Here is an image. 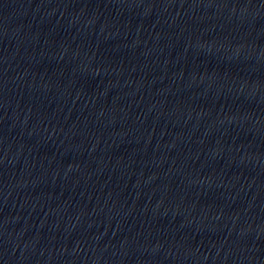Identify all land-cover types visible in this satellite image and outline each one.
<instances>
[{
  "label": "water",
  "instance_id": "obj_1",
  "mask_svg": "<svg viewBox=\"0 0 264 264\" xmlns=\"http://www.w3.org/2000/svg\"><path fill=\"white\" fill-rule=\"evenodd\" d=\"M257 58L264 93V0H250Z\"/></svg>",
  "mask_w": 264,
  "mask_h": 264
}]
</instances>
